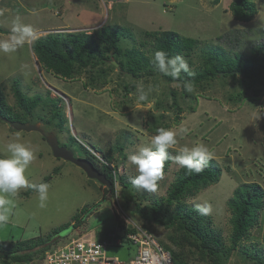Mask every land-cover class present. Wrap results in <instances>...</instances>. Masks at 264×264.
<instances>
[{
    "label": "rangeland",
    "instance_id": "1",
    "mask_svg": "<svg viewBox=\"0 0 264 264\" xmlns=\"http://www.w3.org/2000/svg\"><path fill=\"white\" fill-rule=\"evenodd\" d=\"M232 1L221 0L214 5L212 0H121L117 3L108 0H0V26L5 29L0 32V39L10 37L12 22L19 17L36 29L37 37L57 31L91 32L104 25L120 26L125 36L118 45L123 50L135 45L147 56L153 54L154 38L146 32L159 30H173L180 35L197 38L202 45L218 44L232 52H249L254 44L264 42V0H252L258 12L250 21L239 20L233 15L230 10ZM200 55L199 47L191 55H184L191 60L192 71L201 65ZM36 60L32 45H25L10 55L0 54V86L4 88L9 104L19 109L13 90L14 80L19 81L21 89L29 97L41 95L44 98L33 116L22 115L17 119L32 124L39 122L43 132L19 130L0 120V155L4 154V145L17 132L23 141L31 142L37 151L27 174L32 182L48 183L49 196L44 208L39 207L34 191L27 193L29 189H21L17 196L12 197V215L6 225L0 226V241L45 235L63 225L67 228L61 231L60 238L94 233L98 241L105 240L108 233H121L134 225L148 230L163 245L168 243V236L177 233L173 227L168 228L127 210L119 182L115 194L108 193L106 185L88 177L78 165L55 157L45 135L53 133L60 143L71 142V149L79 157L86 153L82 146L91 148L99 164L106 162L104 154L113 155L118 174L132 180L138 173L127 157L138 147L147 145L157 134L160 125L152 130L154 120L149 114H157V100L170 101L172 89L177 92L184 112L179 121H175L171 111L166 112V121L178 133L181 127L187 128L188 132L177 136L178 143L168 150L169 153L174 156L180 147L204 144L214 153V159L223 170L217 183L203 188L195 197H189L186 203L210 206L207 215L212 216L213 226L223 233L226 240L229 239L232 226L227 201L235 188L251 182H258L264 188V90L252 101L249 98L254 95L251 88L227 78L226 82L215 80L204 89L195 87L192 92L195 96L184 98L181 83L158 77L135 79L122 71L119 65L110 66L115 58L102 66L109 67L107 75L93 83L91 76L98 72V68L88 67L75 78L67 79L43 66L40 69ZM131 83H143L145 89L152 85L154 89L149 94V101L138 109L135 106L136 89L125 88V84L130 88ZM238 91L245 92L243 98L239 101L229 99ZM50 98L56 100L67 116L63 124L60 120H56L55 125L48 124L52 115L47 105L52 103ZM117 147H123V150ZM179 168V165L169 162L164 178L158 182L157 191L151 192L149 201L145 203L168 195ZM98 202L100 205L83 225L75 229L67 225L73 223V217L83 207ZM121 224L125 226L122 228ZM249 236L242 245H247L249 250L258 248L262 251L259 256L264 257V209ZM60 238L50 248L60 242ZM169 245L174 248L171 243ZM135 250L132 245L109 246L107 253L128 259V253ZM239 254V251L234 252L226 264H255Z\"/></svg>",
    "mask_w": 264,
    "mask_h": 264
},
{
    "label": "trees",
    "instance_id": "2",
    "mask_svg": "<svg viewBox=\"0 0 264 264\" xmlns=\"http://www.w3.org/2000/svg\"><path fill=\"white\" fill-rule=\"evenodd\" d=\"M117 3L121 0H108ZM221 0H212L214 5ZM233 15L242 21L252 20L258 12L257 5L252 0H233L230 4ZM5 29L0 26V32ZM154 38L152 52L158 49L167 51L171 56L177 54L191 55L199 47L201 51V65L195 70L194 76L187 73L181 74L180 78L172 79L163 76L151 64L150 56H147L137 46L123 50L118 43L124 35L122 27L116 25H104L94 31H57L50 32L37 37L32 43V49L36 56V62L48 71L57 76L73 79L83 69L88 67L98 68V72L91 76L92 83L107 75L109 67H102L111 58H115L119 68L129 73L135 79L147 80L158 77L169 82H179L190 80L195 87L204 89L215 80L227 81L232 78L235 82L243 84L253 90L254 95L249 98L254 101L256 95L264 90V42L254 44L249 52L229 51L218 44H201V41L194 37L180 35L173 30H159L146 32ZM191 64V60H188ZM111 67H115L110 63ZM240 77V78H238ZM13 90L17 101L16 109L9 104L4 88L0 86V115L10 120H17L19 116H33L36 107L44 98L41 95L29 97L20 87L18 80L13 82ZM126 90H135L136 84L131 83L130 88L125 84ZM203 91V90H201ZM167 95V94H166ZM245 92L238 91L230 95L229 99L239 101ZM195 96L184 89L183 97ZM169 97V96H168ZM247 98V96H246ZM52 103L47 105L52 110V115L48 119V124H54L60 120L63 124L67 116L55 99L50 98ZM165 100V99H164ZM157 100L158 112H150L149 116L154 120L151 129H156L158 125L170 128L166 121L167 113L171 111L175 116V121L182 118L184 108L180 105L177 92L170 90V101ZM190 110H194L191 108ZM179 119V120H178ZM1 120V119H0ZM41 120V119H40ZM43 120V119H42ZM55 125V124H54ZM46 139V138H45ZM72 140H75L72 138ZM73 142V141H72ZM71 143V142H70ZM69 143V144H70ZM61 145L73 148V144L66 142ZM86 152L83 156L89 159L106 176L109 185L107 192L112 195L116 192L117 182L120 183L123 191L124 207L134 214L153 220L158 224L168 228L173 227L177 233L169 235V244H164L169 249L174 258L185 263L192 264H226L233 253L239 251V255L246 261L255 264H264V257H260L262 251L255 247L249 250L242 243L250 236L251 229L256 226L260 219V214L264 209V188L258 182L244 183L235 188L233 195L227 201V207L231 211L230 223L232 226L229 239L226 240L223 233L213 226V218L208 215H201L196 211V207L186 203L189 197H195L203 188L217 183L222 174V167L216 159L208 162L207 167L200 174H188L184 168H179L177 176L169 189L165 198L154 199L148 203V196L151 192H146L135 187L131 180L123 174H118V166L114 163L113 155H105L106 162L99 164L97 157L88 147L82 146ZM123 150V147H117ZM77 156V154L75 153ZM79 157V156H78ZM169 162L165 165V171ZM159 186V183H158ZM33 192L29 189L27 193ZM106 200V197H104ZM100 205V202L90 207H83L81 212L73 217V223L67 225L74 229L83 225L86 219ZM173 205H176L173 208ZM122 228L125 226L120 225ZM66 225L53 229L48 234L24 240L0 241V263L12 264L15 262H27L35 256L43 255L56 243L59 235ZM127 231L134 229L126 228ZM241 247V248H240ZM256 260V261H255ZM259 260V261H258Z\"/></svg>",
    "mask_w": 264,
    "mask_h": 264
},
{
    "label": "clouds",
    "instance_id": "3",
    "mask_svg": "<svg viewBox=\"0 0 264 264\" xmlns=\"http://www.w3.org/2000/svg\"><path fill=\"white\" fill-rule=\"evenodd\" d=\"M111 2V1H110ZM11 35L8 39H0V54L10 55L22 49L25 45L31 46L37 39L36 29L31 24H25L19 17L13 20ZM153 67L163 76L172 79L180 78L182 72L194 76L188 60L181 54L171 56L163 49L156 50L150 56ZM184 89L192 93L195 85L190 80L184 81ZM153 86L147 89L143 83L136 85L135 106H140L149 101V94ZM133 115H136L135 109ZM188 129L181 127L179 133L173 128L161 127L157 129L147 145L137 148L128 155L127 160L135 166L138 175L132 178L131 183L146 192H156L158 182L164 178L165 165L172 162L187 170L188 174H200L207 167L208 162L214 159V153L204 144L183 146L177 150L176 155H171L169 149L177 143V136L187 134ZM89 148V147H88ZM94 152L91 148H89ZM36 148L31 142L23 141L20 133H15L3 147L0 155V226L6 225L14 207L12 197L19 194L21 189H32L38 196L39 207L44 208L49 196V184L46 182L35 183L29 179L27 170L36 159ZM196 211L201 215L210 212L208 205H196Z\"/></svg>",
    "mask_w": 264,
    "mask_h": 264
},
{
    "label": "built area",
    "instance_id": "4",
    "mask_svg": "<svg viewBox=\"0 0 264 264\" xmlns=\"http://www.w3.org/2000/svg\"><path fill=\"white\" fill-rule=\"evenodd\" d=\"M119 232H111L105 240H95L93 234L65 236L43 255L35 256L27 262L12 264H185L174 258L148 230L132 225ZM135 246L128 259H120L107 253L109 246ZM4 264V263H0Z\"/></svg>",
    "mask_w": 264,
    "mask_h": 264
},
{
    "label": "water",
    "instance_id": "5",
    "mask_svg": "<svg viewBox=\"0 0 264 264\" xmlns=\"http://www.w3.org/2000/svg\"><path fill=\"white\" fill-rule=\"evenodd\" d=\"M113 64L115 66L118 65L116 61H113ZM0 119L6 121L10 125H12L14 128L19 130H25V131H33V130H41L40 123H28V122H22L18 120H10L5 116L0 115ZM46 141L50 145L52 152L55 157L62 158L66 161H70L76 165H78L80 168L83 169V171L88 175V177L95 179L99 182H101L104 185H109V181H107L106 176L100 171L99 168H97L92 161H90L87 158L84 157H78L75 155V152L60 144V140L57 135L50 133L45 135Z\"/></svg>",
    "mask_w": 264,
    "mask_h": 264
},
{
    "label": "flooded vegetation",
    "instance_id": "6",
    "mask_svg": "<svg viewBox=\"0 0 264 264\" xmlns=\"http://www.w3.org/2000/svg\"><path fill=\"white\" fill-rule=\"evenodd\" d=\"M4 121V120H3ZM6 122V121H5Z\"/></svg>",
    "mask_w": 264,
    "mask_h": 264
}]
</instances>
